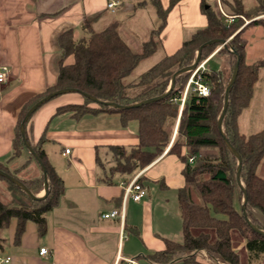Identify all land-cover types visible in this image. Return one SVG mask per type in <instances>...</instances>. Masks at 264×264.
Masks as SVG:
<instances>
[{
    "label": "trees",
    "instance_id": "trees-1",
    "mask_svg": "<svg viewBox=\"0 0 264 264\" xmlns=\"http://www.w3.org/2000/svg\"><path fill=\"white\" fill-rule=\"evenodd\" d=\"M178 1L169 0L164 8L160 0H149L156 12L158 25L150 30L139 51H133L122 38L118 31L120 21L116 18L102 28L88 25L86 32L77 38L73 29L62 32L58 37L62 59L55 83L31 98L16 126L11 160L22 156L23 152L27 153V158L15 169L3 164H0V169L19 179L34 195L43 190L41 169L22 142L19 123L30 106L47 94L75 88L120 105L159 96L168 89L171 75L191 64L198 46L211 39L226 40L225 45L213 43L202 48L199 63L204 61L206 67L199 71V76L201 82L208 86L207 95H199L189 88L181 105L180 98L190 76V72H184L175 77L174 86L166 96L150 103L115 109L96 104L81 95V102L60 105L56 113L68 111L79 117L84 113L114 112L119 114L123 124L136 120L137 142L129 146H111L116 161L114 170L128 174L129 179L166 149L167 154L176 156L183 163V184L177 189L182 240L163 238L164 248L149 254V261L157 264H170L172 261L204 264L196 258L198 251H204L216 263L239 264V255L231 242L234 231L244 239L248 260L257 261L264 252V236L253 231L242 215V191L235 174L237 159L218 131L217 118L223 106L225 87L238 63L222 129L241 157L240 178L247 194L245 208L248 216L258 229L264 230V127L245 135L238 126V118L253 96L258 69L264 67V56L255 63L246 61L247 39L244 35L247 27L260 25L264 38V16H261L264 14V0H254L249 9L244 8L242 0H214L212 3L202 0L201 10L206 16V25L183 40L173 53L161 56L134 77L132 73L137 65L160 49L159 35L165 26L166 15ZM245 19H249L246 24ZM68 56L72 58L70 63L65 62ZM213 57L219 59L217 68L207 65ZM176 121V132L172 138ZM41 140L30 144L47 172L48 193L43 198H30L21 188L0 176V186L4 187L0 189V230L15 221L16 240L27 221L36 224L38 233H44L45 215L58 203L63 192L62 179L47 162L40 146ZM189 158H192L191 162ZM30 163L40 169V174L20 178L17 172ZM138 182L141 183L140 176ZM194 229L199 231L194 233ZM4 241L0 236V251Z\"/></svg>",
    "mask_w": 264,
    "mask_h": 264
},
{
    "label": "crops",
    "instance_id": "crops-1",
    "mask_svg": "<svg viewBox=\"0 0 264 264\" xmlns=\"http://www.w3.org/2000/svg\"><path fill=\"white\" fill-rule=\"evenodd\" d=\"M108 1L0 0V64L8 69L6 80L0 84V164L15 169L27 158L23 152L11 160L16 126L31 98L55 83L62 59L58 44L62 32L73 29L77 38L88 25L100 28L95 26L101 23L103 13L115 14L119 8L122 18H117L118 31L127 43L125 28L133 32L146 27L150 33L158 25L149 0H115L114 11L107 8ZM201 1L179 0L168 11L159 35L162 54L173 53L183 40L206 25ZM168 2L160 0L164 8ZM71 61V56L65 59L66 63ZM203 66L205 69L206 64ZM77 94L64 93L48 100L25 125L29 142L36 144L42 139L40 146L62 179L63 192L45 215L44 233H38L31 221L25 223L17 240L15 221L0 230L5 240L0 253L11 256L9 264H125L126 258L140 264H157L148 256L164 248L163 238L182 240L178 205H173L177 203V189L183 184V163L167 154L166 149L139 171L146 195L139 201L127 198L124 202L123 184L129 178L114 170L111 146L135 144L137 121L123 124L114 112L84 113L79 117L68 111L56 113L60 105L81 102ZM176 126L177 121L173 134ZM65 149L69 151L64 154ZM21 171L18 176L25 179L40 174L33 163ZM112 209L123 210V219L102 217ZM231 242L239 264H264V252L257 261L248 260L244 239L238 233H231ZM43 247L47 253L40 254ZM206 259L201 261L217 264Z\"/></svg>",
    "mask_w": 264,
    "mask_h": 264
},
{
    "label": "rangeland",
    "instance_id": "rangeland-1",
    "mask_svg": "<svg viewBox=\"0 0 264 264\" xmlns=\"http://www.w3.org/2000/svg\"><path fill=\"white\" fill-rule=\"evenodd\" d=\"M242 2L244 5V8H246V9H249L254 4V0H242ZM150 5L153 8V5L149 4V6ZM103 15L104 16L102 17L101 23H98L95 27L102 28L107 22H109L115 18L116 19L122 18V10H121V8H119V10H117V12L115 14H111L110 12L106 11L105 13H103ZM144 15H146V14H144ZM261 16H264V14H262ZM257 17H259V16H257ZM230 20H232V18H230ZM248 22H249V19L244 20V24H246ZM244 35L246 36V39H247V45L245 47V59L249 63H255L259 58L264 56V38H263L262 29H261L260 25H252V26H249L246 28ZM123 37L128 40V44L130 45V47L132 48L133 51H139L141 43L143 41L147 40L149 37V30H148V28L145 27V30H134L132 32V31H130V29L125 28ZM213 47L214 46H212V48ZM163 55H165V54H162L161 49H158L149 58L142 60L137 65V67L134 69L132 75L134 77L138 76L141 72H143L144 70L149 68L153 63H155ZM199 59H200V57H199ZM199 64L200 63L198 61V65ZM207 65L211 68H217L219 66V59L216 57L210 58L209 61L207 62ZM191 73L192 72H190V74ZM185 87H186V85H185ZM60 95H63V94H60ZM57 96H59V95H57ZM76 96L78 98H80V100H83L82 96H80L78 94ZM182 104H183V102H182ZM238 126H239L240 132L245 134V135L257 132L264 127V67H259V69H258V80L256 81V83L254 85L253 96L250 100L248 107H246L242 111L241 115L239 116ZM174 134H172V138L174 137ZM28 165H27V167H28ZM115 165H116V161H114L113 166H115ZM19 166H21V164ZM25 168L26 167L22 168L21 170H24ZM21 170H19L17 172V175L22 173ZM138 172H136L135 174H137ZM135 174H134V176H135ZM129 180H131V178ZM149 186H150V188L148 191L150 192V190L152 188H151L150 184H149ZM3 188L4 187L2 185V187L0 189H3ZM41 192L43 194V190H41ZM235 204H236V207L238 209L237 203H235ZM173 206H174V208H176L177 203L174 202ZM196 231H199V230L194 229L195 233H196ZM196 258H197V260L201 261V259L207 260L206 258H208V257L206 256V253L204 251H198ZM217 264H219V263H217Z\"/></svg>",
    "mask_w": 264,
    "mask_h": 264
},
{
    "label": "water",
    "instance_id": "water-1",
    "mask_svg": "<svg viewBox=\"0 0 264 264\" xmlns=\"http://www.w3.org/2000/svg\"><path fill=\"white\" fill-rule=\"evenodd\" d=\"M226 40H222V39H211L208 40L204 43H202L200 46L197 47L196 49V54H195V58L193 60V62L187 66H184L182 68H179L178 70H176L172 75H171V79H170V84L168 89L161 95L159 96H155L152 98H148V99H144V100H140V101H136L134 103H131L129 105H120L116 102L113 101H108V100H103L100 99L98 97H95L91 94H88L86 92H83L81 90L75 89V88H64V89H59V90H55L49 94H47L46 96L40 98L37 102H35L32 106H30V108L25 112V115L23 116V118L21 119L20 123H19V133L22 139V142L24 144V146L26 147V149L32 154V156L34 157V159L36 160V162L38 163L41 172H42V176H43V194L42 195H34L19 179L15 178L14 176H11L10 174H8L7 172L3 171L0 169V176H3L5 178H7L8 180H10L12 183H14L16 186H18L19 188H21L30 198L32 199H41L43 198L47 193H48V178H47V172L46 169L42 163V161L40 160V158L38 157V155L36 154V152L33 150L30 142L27 139L26 136V132H25V123L26 121L29 119V117L32 115V113L43 103L47 102L48 100H50L51 98L60 95V94H64V93H70V92H77L80 95L88 98L89 100H91L92 102L96 103V104H101V105H106V106H110L113 107L115 109H123V108H130V107H136L142 104H146V103H150L152 101L158 100L160 98H163L164 96H166L169 91L173 88L174 83H175V77L178 74L184 73V72H192L197 66H198V61H199V57L202 51V48L211 45L213 43H220L221 45H225L226 44ZM235 53V52H234ZM237 70H238V63L235 64L232 74L229 78V81L225 87V91H224V102H223V106L222 109L218 115L217 118V128L218 131L220 133V135L222 136V139L226 145V147L228 148V150L230 151V153L236 157L237 159V167H236V182L239 186V188L242 191V200H241V212L242 215L246 221V223L248 224V226L255 232L259 233L260 235L264 236V230L258 229L250 220L248 213L246 211V202H247V194H246V190L242 184L241 178H240V171H241V157L239 155V153L236 151V149L231 145V143L228 141V139L226 138L223 129H222V120L228 105V96H229V91L232 87V85L234 84L236 75H237Z\"/></svg>",
    "mask_w": 264,
    "mask_h": 264
},
{
    "label": "built area",
    "instance_id": "built-area-1",
    "mask_svg": "<svg viewBox=\"0 0 264 264\" xmlns=\"http://www.w3.org/2000/svg\"><path fill=\"white\" fill-rule=\"evenodd\" d=\"M117 4L115 0H110L107 3V8L111 11H114V7ZM204 62H201L190 74L188 81L186 83V87L183 90L182 96L180 98V103L185 99L186 93L189 88L193 91H196L199 95H207L209 92L208 86L203 84L200 80L199 71L204 70L203 66ZM8 75V69L5 65L0 64V84L3 83ZM69 149L64 150V154L68 153ZM189 161H192V158H189ZM140 172L135 174L128 182L124 183V193H123V201L127 198H131L134 201L141 200L146 195L145 187L138 182V177L140 176ZM103 218H119L120 220L123 219V210L118 211L117 209H112L108 212L102 214ZM40 254L47 253L46 248H40ZM11 261V256L8 254L0 253V264H9ZM125 264H139L134 258H126Z\"/></svg>",
    "mask_w": 264,
    "mask_h": 264
}]
</instances>
